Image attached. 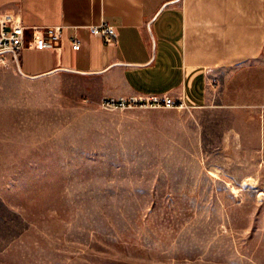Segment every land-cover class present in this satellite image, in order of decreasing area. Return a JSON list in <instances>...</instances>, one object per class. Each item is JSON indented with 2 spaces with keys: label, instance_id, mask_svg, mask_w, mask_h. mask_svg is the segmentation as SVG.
Instances as JSON below:
<instances>
[{
  "label": "rangeland",
  "instance_id": "rangeland-1",
  "mask_svg": "<svg viewBox=\"0 0 264 264\" xmlns=\"http://www.w3.org/2000/svg\"><path fill=\"white\" fill-rule=\"evenodd\" d=\"M96 87L0 70V264H264V72L182 110Z\"/></svg>",
  "mask_w": 264,
  "mask_h": 264
},
{
  "label": "crops",
  "instance_id": "crops-1",
  "mask_svg": "<svg viewBox=\"0 0 264 264\" xmlns=\"http://www.w3.org/2000/svg\"><path fill=\"white\" fill-rule=\"evenodd\" d=\"M0 15L27 29L24 78L78 75L101 100L169 95L200 108L264 72V0H0ZM104 22L117 29L114 46L90 31ZM58 27L61 40L37 48L35 37Z\"/></svg>",
  "mask_w": 264,
  "mask_h": 264
},
{
  "label": "built area",
  "instance_id": "built-area-1",
  "mask_svg": "<svg viewBox=\"0 0 264 264\" xmlns=\"http://www.w3.org/2000/svg\"><path fill=\"white\" fill-rule=\"evenodd\" d=\"M0 25L2 32L0 35V70L6 68L11 62L19 66L20 54L26 43L27 29L17 23L10 15H0ZM11 25V30L7 27ZM93 35L101 37L106 45L114 46L118 43V32L115 26L109 23H102L98 26L90 27ZM63 36V28H46L41 32V36L35 37L36 46L45 49L48 43H56ZM72 47L75 51L80 50L81 41L78 37L71 38ZM102 106L111 110L129 109H173L182 110L189 108L182 99L169 95L150 97H129V98H105Z\"/></svg>",
  "mask_w": 264,
  "mask_h": 264
}]
</instances>
